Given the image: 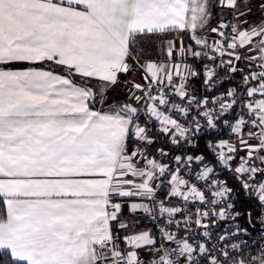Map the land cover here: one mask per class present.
<instances>
[{"label": "snow or ice", "instance_id": "snow-or-ice-1", "mask_svg": "<svg viewBox=\"0 0 264 264\" xmlns=\"http://www.w3.org/2000/svg\"><path fill=\"white\" fill-rule=\"evenodd\" d=\"M217 6L227 12L212 26ZM252 7L251 0H0V254L6 257L0 264H147L140 259L145 250L151 264H264V250L245 257L243 241L224 243L246 232L239 226L217 237L221 246L209 243L206 221L240 215L232 211L234 188L217 178L215 167L196 172L206 194L180 175L181 165L203 164V156L176 155L174 169L149 158L155 143L149 124H158L173 145L190 143L201 119L209 129L222 124L229 138L209 143L214 163L264 206V15L250 22ZM255 7L264 14V0ZM229 12L234 23L225 20ZM205 29L218 38L210 42L201 35ZM173 31L195 47L186 49L181 37L177 49L169 40V61L178 52L211 66L140 64L132 56L137 38ZM49 62L63 71L31 66ZM24 64L30 66L17 67ZM141 70L144 83L121 80ZM201 74L209 89L237 75L240 83L212 97L209 107L208 97L187 91L188 78ZM116 87L127 90L124 103L106 111L92 106ZM165 88L185 103L170 100ZM166 173V197L201 205L194 220L175 221L187 209L156 200L153 182L163 183ZM133 197L154 206L131 202L130 212L166 216L164 223L177 228L183 223L185 235L160 225L159 241L150 231L127 234L120 200Z\"/></svg>", "mask_w": 264, "mask_h": 264}, {"label": "built area", "instance_id": "built-area-1", "mask_svg": "<svg viewBox=\"0 0 264 264\" xmlns=\"http://www.w3.org/2000/svg\"><path fill=\"white\" fill-rule=\"evenodd\" d=\"M226 21H231V22H235L232 19H227ZM210 65V62H207ZM201 75L198 76V78ZM224 81H230L228 78H224ZM236 84L240 83L239 80V76L237 75L235 77ZM202 82H203V76H202ZM235 84V85H236ZM220 84H217L214 88L209 89L204 83H203V87L205 88L206 92H210L212 90H214L215 88H217ZM235 85H229L227 89L234 87ZM165 92L169 93V99L175 101L176 103H185V101H181L179 97H176L174 95H172V90L170 88H165L164 89ZM226 90L221 91L218 94H214V95H205V94H197L195 95L197 98H203V97H208L209 99V107H211V99L214 96H219L222 93H225ZM155 94V92H154ZM237 111H239V109H236ZM193 115L195 114V112L192 113ZM180 119V121L182 123H184V118L183 117H178ZM146 121V118H143ZM200 123L202 125L201 131L195 134H192L190 139L191 142L190 143H184L183 141L181 142V144L178 145H173L171 143V139L169 136H165L163 134H159L158 133V128L159 125L156 124L155 126H153V124H149L152 125L154 128V134L156 136H158L160 138L161 141H163L165 144L172 146V147H177L180 145H183L184 148L181 151H177V152H171L169 150H167L165 147L159 146L156 147L155 143L153 145L150 146V154H149V158H155L158 160V162L163 163V164H167L169 165V168L174 169L175 167H177V165L174 163L173 161V157L176 155H183V156H187V155H193L196 156L195 154H192L189 151V148L194 147L195 146V137L202 133V132H206L208 130H211L209 128L206 127V122L201 119ZM228 132V130H227ZM229 133V132H228ZM154 137V136H153ZM155 138V137H154ZM161 147V148H160ZM159 149H163L164 152H166L168 155L167 156H160L159 155ZM213 152V151H212ZM213 154L215 155V153L213 152ZM205 165L208 166H212L208 163L205 162L203 164L197 165V163L195 161L192 162L191 168H188L184 165H181V172L180 175L183 176L184 179L189 180L190 183H194L197 185V187H200L201 190L205 191L206 194L208 193V188L205 186V182L203 181H198L196 180V172L199 171L202 167H204ZM217 172V178L219 180L222 181H226L225 178L223 177V175L220 173V170L216 169ZM227 171V170H226ZM229 174L232 175V173L230 171H227ZM170 179V176L166 173L165 177H162L161 180H163V183L160 182V180H158V184L159 187L156 189V200L160 201V200H164L167 206H180V207H185L187 210L183 213V214H177L174 218L175 221H182L184 216H192L193 220L196 218L195 217V209L197 207H201V205L197 202V203H189L187 205L184 204V202L180 199V198H176V197H166L165 194L168 192V180ZM163 191L164 195L159 194V191ZM246 198H248L257 208V216H256V223L258 225H264V206H261L258 202V200L250 195L249 193L244 192ZM231 203L234 204V209L232 210L233 213L235 212H239L240 215L236 216V218L233 219H226V220H219L216 217H213V219L215 220V223H211L210 221H206V223H209V231L211 233V240L209 241V243H217V237L219 235L224 234L225 232L231 233V232H235L236 231V227L239 226L240 228L246 229V232L240 233L239 235H237L236 237H230L229 240L225 241L224 243H239L240 241L244 242V247L242 248V252L244 254L245 257H249V256H258L261 254V251L264 250V230L263 229H255V230H249L248 226H247V218L245 216V212L244 210L240 209L239 207H237V205L235 204L234 198L232 196ZM144 203H150V206H154L151 205V202L144 200ZM223 206V205H221ZM131 216L133 218L136 219H140V220H146L150 223V225L152 226L154 232H155V236L158 238H160V234H159V229H158V225L160 226H165L166 228H168V230L174 232L178 238L183 237L185 235V228L186 226L181 223L180 227L177 228L175 223L173 225H166L164 222L166 221L167 217H157V219H153L152 216H149L148 214L144 213L142 210L137 211L136 213H132L131 212ZM192 229H193V233L197 234V238L201 241L205 240L206 238L200 236L199 234L202 233L204 231V229H198L196 228L195 224L191 225ZM188 235H192V233H189ZM191 242V241H190ZM172 247H175V245H171ZM217 246H221L219 243H217ZM151 259L152 257L147 253L143 258H141V260L146 261L147 264H151Z\"/></svg>", "mask_w": 264, "mask_h": 264}, {"label": "crops", "instance_id": "crops-1", "mask_svg": "<svg viewBox=\"0 0 264 264\" xmlns=\"http://www.w3.org/2000/svg\"><path fill=\"white\" fill-rule=\"evenodd\" d=\"M251 3L253 5V7H252V11L250 13H248V19L250 22L259 23L260 19L262 18V15H264V14H262L259 11V9L257 7H255V5L258 3V0H251ZM216 8L220 12L219 18H221L222 13L227 12L226 9H222L219 6H217ZM241 8H242V10H244L243 2H241ZM227 17H229V19H232V18H230V17H232L230 12L225 17V20H227ZM217 24L215 26H217ZM201 35L207 36V38L209 39L210 42L213 41L214 39L218 38V37H216L215 34L211 33L207 29H205L204 32L201 33ZM181 37H183L184 46L186 49L189 45L194 46V41L190 40L188 38L187 34L173 31V32L164 33V34L150 35V36H144V37L137 38V43L135 44V51H133L132 56L136 57L139 60L140 64H145L148 61H152V62H155L157 64H160V63H181L182 65L188 64L193 68H196L194 65L195 61L202 60V64H200V69L202 71L204 68V65L208 64L207 63L208 60L206 58L202 57L200 59H196V58H193L190 54H188L184 58H181L179 53L177 52L176 54H174V58L172 61H169L167 59L166 50H167V46H168V41L169 40L175 41L176 45H177V49H178L180 46ZM196 50H199V49H196ZM129 62L133 63L131 57L129 58ZM29 66L30 65H26V64L17 65V67H29ZM31 66L36 67V68L52 69V70H55L57 72L63 71L62 69L57 68V66H55L54 64H51L50 62L43 64V65L38 64V65H31ZM133 66L135 67V64ZM142 75H143L142 70L141 71H134L127 76L121 75V80L126 79L129 81H134L136 83H144V81L142 80ZM76 79L78 82L82 83V81H79L78 78H76ZM197 79H199L198 76L188 78L187 91H188L190 96H195V95L200 93V88H202V87H199V85L196 83ZM89 83H90V85L91 84L96 85L97 88L99 87L98 81H90ZM173 83L174 84L179 83V79L174 78ZM94 90H96V89L94 88ZM126 93H127V90L125 88H122V87H116L115 89H108L107 92L105 93V97H104L105 103L101 104L100 97L98 95L95 104H93L92 106L96 109L105 108L104 110L106 111L114 105L121 104V103L125 102ZM150 135L153 136L152 132H150ZM218 141H216V142H218ZM232 142L235 143L234 138H233ZM244 154H245L244 152H239L238 156H242ZM153 184L154 185L158 184V180L154 181ZM168 189L170 190L169 185H168ZM120 202L123 203V205H124L123 214L121 216V219L129 224V229H128L127 234H132V233H136L139 231H150L153 233V235H155V232H154L151 225L142 224L143 220L133 218L131 216V212L128 209V205L131 202H144V200L141 201L140 198L133 197V198L121 199ZM121 234L123 235L125 233L122 232ZM147 253L148 252L146 250L141 252L140 253V259L143 258Z\"/></svg>", "mask_w": 264, "mask_h": 264}, {"label": "trees", "instance_id": "trees-1", "mask_svg": "<svg viewBox=\"0 0 264 264\" xmlns=\"http://www.w3.org/2000/svg\"><path fill=\"white\" fill-rule=\"evenodd\" d=\"M213 16H212V20H211V25L215 26L218 21L220 20L219 18V10L217 8H214L213 10ZM227 19H229V17H227ZM200 64H202V60H197L194 62L195 67H198L200 69ZM200 88V93L199 94H205V95H214V94H218L223 90H226V88L229 85H235L236 82H230V81H224L223 84H220L217 88H215L214 90L210 91V92H206L205 88L203 87V82H202V74L199 77V79H197L196 82ZM118 105V104H117ZM98 109H102L104 110L105 108H98ZM225 118H228V116H226ZM146 121L144 119L141 120V123H145ZM149 127L152 129V134L155 137V146L159 147H165L167 150L171 151V152H177V151H181L184 146L180 145L177 147H172L169 146L167 144H165L163 141L160 140V138L158 136H156L154 134V128L152 125H149ZM229 138V133L227 132V129L223 127V125L221 124L220 127L218 129H211L208 130L206 132H202L200 134H198L195 137V146L189 148V151L192 154L195 155H200L204 157V160L206 163L212 165L213 167H215L216 169L220 170V173L223 175V177L225 178L226 182L228 183L229 186L234 188V193H233V198L235 201V204L237 205V207H239L240 209L244 210L245 212V216H246V212H249L251 215V223L249 224L247 221V226L249 230H254L258 228V225L256 223V216H257V210L255 205L248 199L246 198L244 191L240 189V184L232 179V175L229 174L226 170H223L222 167L218 164V163H214L216 157L212 152V149L208 147L209 143L211 142H216L220 139H228ZM159 194L164 195L163 191H159ZM247 218V216H246ZM142 224H149L150 223L146 220H143ZM6 257L3 254H0V261L5 260Z\"/></svg>", "mask_w": 264, "mask_h": 264}, {"label": "water", "instance_id": "water-1", "mask_svg": "<svg viewBox=\"0 0 264 264\" xmlns=\"http://www.w3.org/2000/svg\"><path fill=\"white\" fill-rule=\"evenodd\" d=\"M124 103V102H123ZM256 207V206H255ZM257 210V208H256ZM250 213L249 212H246V216H247V221L248 223L250 224L251 223V215H249ZM258 225V224H257ZM257 229H263L264 230V225H258V228ZM255 230V229H254Z\"/></svg>", "mask_w": 264, "mask_h": 264}, {"label": "rangeland", "instance_id": "rangeland-1", "mask_svg": "<svg viewBox=\"0 0 264 264\" xmlns=\"http://www.w3.org/2000/svg\"><path fill=\"white\" fill-rule=\"evenodd\" d=\"M230 18H232V17H230Z\"/></svg>", "mask_w": 264, "mask_h": 264}]
</instances>
